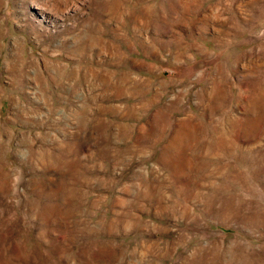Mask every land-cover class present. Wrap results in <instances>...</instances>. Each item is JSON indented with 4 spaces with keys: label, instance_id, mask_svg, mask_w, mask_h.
Here are the masks:
<instances>
[{
    "label": "rangeland",
    "instance_id": "1",
    "mask_svg": "<svg viewBox=\"0 0 264 264\" xmlns=\"http://www.w3.org/2000/svg\"><path fill=\"white\" fill-rule=\"evenodd\" d=\"M0 264H264V0H0Z\"/></svg>",
    "mask_w": 264,
    "mask_h": 264
}]
</instances>
